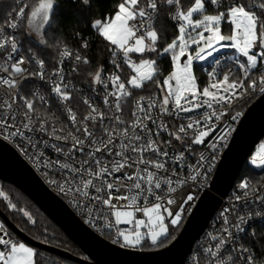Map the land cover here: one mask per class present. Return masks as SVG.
Returning a JSON list of instances; mask_svg holds the SVG:
<instances>
[{"label": "snow or ice", "instance_id": "obj_1", "mask_svg": "<svg viewBox=\"0 0 264 264\" xmlns=\"http://www.w3.org/2000/svg\"><path fill=\"white\" fill-rule=\"evenodd\" d=\"M16 3L18 9L8 12L7 19L0 24V57L3 59L0 72L6 73L0 75V88L6 89L8 96L0 98V135L5 139L19 137L32 147L43 143L62 155L63 160L44 162L47 168L62 170L63 180L53 179L50 183L71 197L70 202L85 214L89 224L112 229L134 223L131 231L117 228L113 243L133 248L146 242L157 247L163 245L171 238L170 226H178L182 219L183 204L194 199L186 194L177 204L171 194L177 193L188 180L195 182L204 176L213 160V156L200 153L196 163L188 165L189 174L182 177L177 166L184 163L185 152H191L193 145H205L213 152L218 151L227 132L216 122L224 118L236 100L257 89L264 93V0H121L113 17L96 19L92 24L99 37L112 46L109 63L114 71L105 74L101 65L95 73H89L93 85L102 86V102L110 111H102L91 98L82 95V104L88 111L79 118L71 106L75 96L65 83L63 65L65 60H72L71 72L76 74L81 64L89 65L91 61L79 50L49 42L50 31L56 25L58 0H35L31 5L25 0H16ZM82 3L89 5L90 0H82ZM162 12L176 22L178 31L161 47L162 37L156 21ZM25 20L26 34L38 46L54 48L58 53V66L51 74L45 71V60L37 55L33 54L30 60L15 55L21 50L20 42L16 35L6 34L5 30L16 32L24 27ZM224 24L229 26L228 35L223 34ZM224 41L232 43L225 45ZM217 46H230L240 53L243 60L237 61L240 75L234 76L229 69L222 79H217L216 72L212 71L209 73L212 82L201 89L193 61L210 57ZM81 47L87 49V42ZM190 49L195 55L190 54ZM153 53L157 57L168 54L171 59L172 70L162 81L158 78L162 75L158 60L145 58ZM133 54H138L136 59ZM30 62L37 65L38 70L30 71L26 66ZM122 66L131 72L124 78ZM33 77L51 85V93L72 130L65 132L64 126L57 127L59 117L47 111L48 100L38 90L30 95L21 94V85ZM149 84L159 89V97L135 94ZM129 100L132 101L130 122L122 115ZM154 110L158 111L159 118H154ZM240 115L237 112L231 119L235 121ZM164 116H175L180 122L170 126ZM32 132L43 133L64 144L49 145L47 140L33 144L32 136L26 135ZM162 133L169 139H158ZM173 141L183 145L184 150L170 156L164 148L170 147ZM42 158L40 152L37 161ZM251 163L264 168V144ZM238 188L242 194L235 196L237 201L257 192L256 185L248 179L241 181ZM161 191L168 194L166 200L158 194ZM0 197L9 199L3 191ZM171 205H177L174 211L168 207ZM8 207L16 205L9 202ZM137 212L146 219L136 218ZM231 212V208L221 212V235L209 234L215 242L204 249L209 264H237L238 261L256 264V258L247 248L229 251L227 247L232 237L230 229L242 232V225L247 222L244 216L238 217L237 222L231 221ZM24 215L31 223H36L28 212ZM166 218H169L167 222ZM233 252L239 254L234 256ZM37 255L32 247L12 239L0 225V264H37ZM195 264H200L199 258H195Z\"/></svg>", "mask_w": 264, "mask_h": 264}, {"label": "built area", "instance_id": "obj_2", "mask_svg": "<svg viewBox=\"0 0 264 264\" xmlns=\"http://www.w3.org/2000/svg\"><path fill=\"white\" fill-rule=\"evenodd\" d=\"M257 2H259V0H257ZM169 20L171 24L178 30L176 22L172 21L170 18ZM21 30L22 28L18 29L16 32H13L10 29H6L5 31H6V34L16 35L18 41L20 42L21 50L18 54H15V55L24 56L30 60L31 56L34 53H29L25 51L24 44L21 38ZM64 46L65 45H60L61 48H63ZM6 54L7 53H3V55H6ZM137 55L138 54H133V59H136ZM58 60H59V56L57 53L56 61L52 66H48L45 63L46 73L51 74V72L58 66L57 65ZM109 60L110 58L108 59L107 63L103 65L105 74L114 71L113 66L109 63ZM216 61H219V63L217 64ZM237 61L242 62L240 53L231 54V52H223V53L217 54L212 59V61L209 63V65L203 68L201 73H199L198 78H197L199 82V88L202 89L204 86H207L212 82V78L209 75V73L212 71L216 72L217 79H222L223 74H225L229 69H232V73L234 76H239L240 73L238 70ZM0 63H3L2 57H0ZM26 66L29 68L30 71L38 70V66L35 65L34 63L30 62ZM81 66H83V64L79 66V72L76 74H73L71 72L72 60H65L64 65H63L65 73H66L65 83L69 84L70 88L73 89V94L75 96V99L72 102L71 106L77 112L78 118L80 116L85 115L88 111L87 107L82 104V99H81L82 95L91 98L94 101V103L102 111L109 112L110 110L105 109L103 102H102L103 95H104V90L102 86L93 85L91 76H89V78H86L84 70L81 68ZM122 68H123V71L121 73L122 78L127 77L128 75L131 74L130 69H128L126 66H122ZM0 75H6V73L0 72ZM256 75H259V71L256 72ZM93 89H95V91ZM34 90H38V93L41 95H44L46 99L48 100V105L45 106L47 108V111L49 113L54 112L59 117V121L57 122V127L64 126L65 132H67L68 130H72V125L70 121H68L66 119V116L61 112L60 106L57 102L56 97L51 93V85L49 83H45L44 81L39 80L38 78L33 77V78H29L28 80H26L21 85V88H20L21 94H24V95H30L32 91ZM109 90H111V88H109ZM6 91H7L6 89L0 88V98H4V99L8 98V96L6 95ZM255 91L257 92L258 96H261L262 94H264V93H261L259 89ZM152 94H155L157 97L160 96L159 91L152 93ZM152 94H146L144 96H148ZM38 106H40L39 102H38ZM131 108H132V101L129 100L128 104L125 106L124 111L122 113L123 118L129 122L132 119L130 115ZM237 112H239L241 115L235 121H233L231 119V116L235 115ZM153 116L154 118H159L158 111L154 110ZM242 116H243V113H241V111L233 104L230 110L226 112V115L224 116V118L221 121L216 122L220 128L225 129V131L227 132L226 139H224L220 143L218 151L213 152L212 150L208 149L205 145H193L191 152H185L186 159L184 163L182 165L177 166L178 173L182 177L187 176L189 174L190 170L188 168V165L195 164L200 153H204V155L206 156H213V160L211 161L210 166L208 167V170L204 176L200 177L195 182L188 180L186 184H184L181 188H178L177 193L171 194L172 198L177 201V204L181 202L182 197H184L186 194H190L194 197L192 201L186 202L183 204V208L185 209V211L183 212L181 221L184 218H187V216L190 214L192 209L195 207L199 197L202 195V193L206 189L209 188L211 181L214 177V174L216 172V169L218 167V164L220 163V160L222 158V155L227 150L229 145L231 144V141L239 127V123L241 121ZM163 119L166 122H168L170 126L173 124H178L180 122L179 120L175 118V116H164ZM105 122L107 123V121ZM149 126L154 128L151 122H149ZM229 129L230 131H228ZM26 135L32 136L33 144H35L37 141H45V140L48 141L49 145L53 143L62 144V145L64 144V142L55 141L54 139L40 132L26 133ZM0 139H2L3 141L11 145L16 150V152L30 165V167L35 171V173L40 177V179L47 185V187L51 191H53L56 195H58L70 207V209L93 232H95L99 236L113 243V240L116 238L117 228H119L120 230H125V231H131L132 229H134L135 227L134 223L117 225L113 227L112 229H105L103 228L102 224H98L96 226L89 224L87 222L85 214L80 209L75 207L73 203L70 202L71 197L65 196L58 190L56 185L50 183V181L53 179L60 180V181L63 180L62 170H60L57 167L47 168L44 166V162L49 161V160L56 161L57 159H60V160L64 159V157L60 155L59 153H56L51 146H45L43 143H39L37 144L36 147H32L29 145V143L26 140H23L19 137L5 139L4 136L0 135ZM158 139L167 140L169 139V137L167 136L166 133H162ZM263 143H264V137L255 145L254 149L252 150L251 154L246 160L247 163L250 162L252 158L257 155L258 150ZM22 149L27 151V155L25 154V151ZM164 150H167L169 152V155L172 156L175 153H179L183 151L184 146L181 145L179 142L173 141L172 145L170 147L166 146ZM40 152L43 153V158L37 161V157L39 156ZM77 156L79 157L80 154L77 153ZM169 166H171V161H169ZM128 171H132V170H128ZM257 171L261 172L260 174H257V176L255 175L253 177H250L248 175H243L239 179L237 177L230 193L226 195L225 197H222V201L218 209L216 210L213 217L208 222L207 227L205 228L204 232L200 236L194 250L188 256L185 264H195V258H199L200 264H209V259L206 256L204 249L215 243L214 241L210 239L209 234L221 235L222 227H223L221 223V212L225 208L232 209V212L229 214V219L231 221L237 222L238 217L240 216H244L247 221L245 224L242 225L244 229V231L242 232L237 231L236 228L230 229L232 232V237L227 246L229 251H231L232 249H240L241 247L247 248L249 250V253L256 258V264H264V168L260 167L259 169H257ZM245 179L250 180L253 184L256 185L257 192L250 194V196L247 198L237 201L235 200V196L238 194H242L241 190L238 188V185L241 183V181ZM158 194L162 195L165 198V200L168 197V194L166 193V191H161ZM150 199H153V198H150ZM116 203H118L119 205H123L126 202H116ZM141 203L143 202L141 201ZM176 206L177 205H171L168 207H170L174 211L176 209ZM135 216L136 218L146 219L145 217H143V214L139 212L135 213ZM168 219L169 218H166V222ZM0 225H3L4 231L9 233L6 230V225L1 220V218H0ZM141 230L144 231V229H141ZM20 242H23V241L20 240ZM113 244L120 246L119 243H113ZM147 245H151V244L146 242L142 246H138L135 248L133 247H124V248L144 250L143 249L144 246H147ZM232 254L236 256L239 253L233 252ZM237 264H242V262L238 261Z\"/></svg>", "mask_w": 264, "mask_h": 264}, {"label": "water", "instance_id": "obj_3", "mask_svg": "<svg viewBox=\"0 0 264 264\" xmlns=\"http://www.w3.org/2000/svg\"><path fill=\"white\" fill-rule=\"evenodd\" d=\"M263 137L264 94L244 112L231 144L222 155L209 188L199 197L177 236L168 245L159 249L135 250L120 247L93 232L58 195L47 187L16 150L2 139H0V180L11 183L29 196L85 255L76 256L67 250L31 238L14 225L1 207L0 218L27 245L80 264H185L218 209L222 197L230 193L244 163Z\"/></svg>", "mask_w": 264, "mask_h": 264}, {"label": "trees", "instance_id": "obj_4", "mask_svg": "<svg viewBox=\"0 0 264 264\" xmlns=\"http://www.w3.org/2000/svg\"><path fill=\"white\" fill-rule=\"evenodd\" d=\"M29 5L33 4L35 0H25ZM121 0H90L89 5L82 3V0H58L56 7V25L51 29L49 34V42L59 45H67L73 50H79L83 55L87 56L91 63L83 65L85 77L89 78V73H95L99 66L107 63L110 58V48L112 47L108 42L103 41L99 37L95 28L92 27L96 19L105 20L115 15L116 6ZM19 5L16 0H0V24L4 22L7 13ZM27 11V10H26ZM211 11V8H209ZM156 27L161 32V47L164 41H170L177 34V29L171 24L169 17L165 13H161L156 21ZM27 22L24 21V27L21 30V38L26 52L34 53L38 57L45 60L48 66H52L57 58V51L54 48H45L38 46L32 37L27 33ZM223 34H230L229 26L223 25ZM87 42V49L82 48L81 44ZM31 49V52L29 51ZM159 50V49H158ZM194 52V51H193ZM151 55H154L151 54ZM158 66L162 70V75L158 77L163 79V76L169 74L172 70L171 59L168 54L157 58ZM202 67L197 66V71L201 73ZM159 89L154 84H149L143 90H136V95H146L158 92ZM256 91L243 96V98L235 101L234 105L244 114L247 108L258 98ZM257 170L244 163L238 179L243 175L250 177L260 174ZM0 183L7 185V193L10 197V202L16 205L15 208L8 207V203L0 197V207L6 213L8 218L20 228L25 234L33 239L48 245L67 250L76 256L83 257L85 254L79 246L72 242L65 233L59 228L40 208L27 196L22 190L18 189L9 182L1 181ZM26 210L32 216L35 224L31 223L24 215L22 210ZM186 218H184L178 226H170L169 231L171 238L159 247L147 245L144 250L159 249L168 245L178 234ZM10 230V229H9ZM11 232V233H10ZM9 234L12 239L20 241V238L10 230ZM37 264H80L73 260L64 258L55 253L36 249Z\"/></svg>", "mask_w": 264, "mask_h": 264}, {"label": "rangeland", "instance_id": "obj_5", "mask_svg": "<svg viewBox=\"0 0 264 264\" xmlns=\"http://www.w3.org/2000/svg\"><path fill=\"white\" fill-rule=\"evenodd\" d=\"M209 12H211V11H209ZM170 42V41H169ZM223 44H225V45H230L232 42H222ZM195 46L193 45L192 46V48H194ZM223 52H231V54L232 53H235V54H237L238 52L234 49V48H232V47H230V46H226V47H219V46H217V51H215V52H213L212 53V55L210 56V57H207L206 56V59L205 60H194L193 61V65H194V74H195V76H196V78H198V75H199V72L197 71V66H200V67H202V68H205V67H207L208 65H209V63L212 61V59L217 55V54H219V53H223ZM190 54H192V55H194V52L190 49ZM164 55H166V54H164ZM164 55H161V56H159V57H162V56H164ZM145 58H152V59H156L157 58V55L156 54H154V55H151V54H147L146 55V57ZM242 62H243V60H242ZM197 83H198V87H199V82H198V80H197ZM264 144V143H263ZM248 164V166H250L251 168H253V169H255V170H257V169H259L260 167H257L256 165H253L252 163H251V161L250 162H248L247 163ZM7 185H4V184H2V183H0V191H3L7 196H8V200H5L8 204H9V202H10V197H9V195H8V193H7ZM13 204V203H12ZM26 210H24L23 209V213L25 212ZM27 212V211H26ZM29 213V212H28ZM6 230L8 231V232H10V230H9V228L6 226ZM11 233V232H10ZM34 250L36 251V249L34 248Z\"/></svg>", "mask_w": 264, "mask_h": 264}]
</instances>
